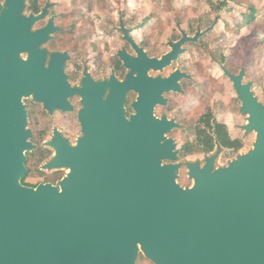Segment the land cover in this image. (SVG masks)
<instances>
[{
  "label": "water",
  "instance_id": "1",
  "mask_svg": "<svg viewBox=\"0 0 264 264\" xmlns=\"http://www.w3.org/2000/svg\"><path fill=\"white\" fill-rule=\"evenodd\" d=\"M25 8L26 0L0 2V57L21 68L25 95L38 83L41 96L68 88L67 55L47 61L43 47L57 29L53 18L34 30L45 16ZM120 27L142 59L143 49L122 21ZM180 43L168 41L171 50L148 58L149 66L162 70ZM121 57L130 68L126 79L91 82L89 89L109 91L107 100L88 125L80 110L76 145L55 146L50 164L67 169L59 188L21 184L33 147L26 112L19 107L15 126L0 111V264H136L139 253L152 264H264V93L261 102L251 81L231 75L247 115L243 129L254 141L224 166H215L219 147L203 165L185 161L191 184L182 186L177 144L167 135L178 124L154 114L165 103L166 79L146 76L140 63L135 69L124 51ZM129 89L138 97L127 117Z\"/></svg>",
  "mask_w": 264,
  "mask_h": 264
},
{
  "label": "flooded vegetation",
  "instance_id": "2",
  "mask_svg": "<svg viewBox=\"0 0 264 264\" xmlns=\"http://www.w3.org/2000/svg\"><path fill=\"white\" fill-rule=\"evenodd\" d=\"M227 2L234 3V0H196L191 16L180 15L173 27L174 36L163 42L167 49L154 54L153 34L148 31L138 40L135 29L119 14L117 24L107 23L105 19L96 24L93 17H102L105 13L78 10L74 6L68 10V0H26V13L45 16L35 23L34 30L42 29L53 18L57 29L43 47L47 50V61L55 53L67 55L64 73L68 88L46 91L41 96V84L38 83L33 92L25 95L21 68L16 65V72L14 65H8L0 57V111H7L10 124L17 126L18 110L22 106L31 133L29 141L33 145L25 153L21 184L36 187L48 183L60 187L59 181L67 169L50 164L56 155L55 146L76 145L82 135L80 110H83L84 123L88 125L96 115V107L107 100L109 91L89 89L91 82L104 81L112 75L119 81L126 79L130 68L124 64L122 51L130 57L135 69L140 63L138 65L145 69L146 76L166 79V87H169L162 93L165 103L156 104L154 114L159 118L165 115L178 124L167 134L176 144L174 133L178 131L185 135L183 146L177 147L181 164L179 175L184 167L187 170L185 161L188 160L181 161L185 154L189 156V153L198 152L202 157L196 161L203 165L205 157L215 154L219 147L216 166L225 151H240L249 134L243 129L247 115L241 112V100L231 75L240 76L241 84L251 81V90L259 100L254 81L249 80V72L256 65V70L252 68V71H256L257 79L263 75V56L259 57L258 52L264 43V0H251L250 3L239 0V7L243 10L236 24L222 16ZM63 18L68 21L62 23ZM121 21L129 29L135 44L143 49L145 55L142 59L132 44L124 39ZM168 41L181 42V51L162 70H154L147 59L160 58L169 52ZM20 56L25 57L24 54ZM132 74L134 77L138 75L136 70ZM144 84H149L148 80ZM83 86L86 88L81 94L78 88ZM137 97L135 89L126 92L124 109L127 117L135 113L133 103ZM234 109L237 115L233 114ZM141 257L144 256L139 253L136 263Z\"/></svg>",
  "mask_w": 264,
  "mask_h": 264
},
{
  "label": "rangeland",
  "instance_id": "3",
  "mask_svg": "<svg viewBox=\"0 0 264 264\" xmlns=\"http://www.w3.org/2000/svg\"><path fill=\"white\" fill-rule=\"evenodd\" d=\"M248 2L250 3L251 0H248ZM195 3L196 0H68V10L71 6H74L75 8H79L78 10L91 9L94 12L105 13L102 17L98 15H96V18L93 17L95 20L94 23L96 24H98L99 21H102V19H105L107 23L110 22L111 24H117L119 14L123 17V20L127 22V25L135 29L134 33L138 40L147 35L148 31L153 34V53L158 54L159 52L167 49V46L164 45L163 42L169 39L171 35L174 36L175 29L173 27L178 22L179 16L185 15L186 18L190 17ZM232 3L233 2L226 3L227 7L222 10V16L224 20H229L232 24H236V21L240 19V13L243 9L239 7V0H234V3L236 4L233 3L232 5ZM82 19L86 18L82 17ZM67 21L68 18H63L61 20L62 23H66ZM249 30L251 31V27ZM236 33L233 34L236 36ZM260 49L261 52H258V54L259 57L261 55L263 56V75L261 78L257 79L256 71H252V68L256 70V65H253L249 72V80L254 81L255 94L258 96L260 101H263L264 43ZM255 54L256 52L254 51V55ZM233 114L237 115L235 113V109ZM237 120L242 121V119L239 120V118ZM184 136L185 135L183 133L178 131L174 133L178 148L183 146L182 142L185 141ZM254 138L255 133L249 132L243 148L240 151H225V153L219 158L216 166H224L237 154L245 152L251 147ZM188 155L189 156L186 154L183 155L184 158H182L181 161L184 159L188 161H196L200 160L202 157L198 152L189 153ZM186 172L187 170L184 167L178 177V182L182 186H189L191 184V179L187 177ZM136 264H150V262L144 257H141Z\"/></svg>",
  "mask_w": 264,
  "mask_h": 264
},
{
  "label": "trees",
  "instance_id": "4",
  "mask_svg": "<svg viewBox=\"0 0 264 264\" xmlns=\"http://www.w3.org/2000/svg\"><path fill=\"white\" fill-rule=\"evenodd\" d=\"M226 145H228L229 147H231V144L225 143Z\"/></svg>",
  "mask_w": 264,
  "mask_h": 264
}]
</instances>
